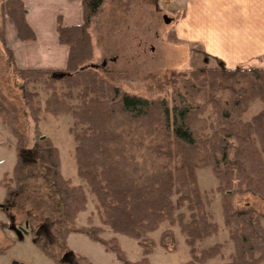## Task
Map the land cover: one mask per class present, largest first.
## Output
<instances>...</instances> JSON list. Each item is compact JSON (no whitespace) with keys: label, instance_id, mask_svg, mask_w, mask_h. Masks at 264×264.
Returning a JSON list of instances; mask_svg holds the SVG:
<instances>
[{"label":"trees","instance_id":"trees-1","mask_svg":"<svg viewBox=\"0 0 264 264\" xmlns=\"http://www.w3.org/2000/svg\"><path fill=\"white\" fill-rule=\"evenodd\" d=\"M101 5L102 0H82L81 24L57 26L58 43L68 50L61 71L19 70L0 31L5 64L21 89L36 137L26 152L11 108L0 100V122L14 140V164L2 184L6 194L19 195L29 181L38 182L43 190L35 206H45L41 216H53L54 232L66 250V237L81 234L122 264H148L146 258L126 261L115 238L99 235L109 230L131 238L146 255L153 244L146 241L147 234L165 222L177 228L189 249L184 264H204L221 248L218 243L200 246L218 229L211 198L197 180L198 170L209 169L221 194L222 224L232 244L225 264L263 263L264 212L238 208L236 201L256 194L258 188V157L264 155V69L197 67L168 96L145 98L126 92L89 65L91 31ZM0 13L13 22L20 40L32 39L19 1H4ZM38 87L45 95L42 101ZM256 101L259 110L244 120ZM41 114L70 117L71 158L82 185L62 176L57 148L39 133ZM86 192L92 206L86 219L95 216L101 227L75 226ZM172 239L165 230L158 245L172 251L167 246ZM37 247L56 264H91L71 251L70 259L63 260Z\"/></svg>","mask_w":264,"mask_h":264},{"label":"rangeland","instance_id":"rangeland-1","mask_svg":"<svg viewBox=\"0 0 264 264\" xmlns=\"http://www.w3.org/2000/svg\"><path fill=\"white\" fill-rule=\"evenodd\" d=\"M105 1V0H104ZM151 0H108V13L102 17V53L110 62L98 65L110 81L121 90L145 98L168 96L174 88H178L180 81L189 76L195 68H210L215 65L205 63L200 52L188 45L173 43L172 34L165 32L158 14L153 12ZM4 0H0V4ZM172 2L169 3V6ZM0 13V29L2 25ZM102 25V26H101ZM98 26L96 24L95 28ZM93 30V28H92ZM92 39L93 32L91 31ZM161 36L160 41L157 37ZM96 41L93 40L94 49ZM97 50V49H96ZM94 52L89 65H95L101 52ZM97 70V69H96ZM102 73V72H101ZM40 100L45 97L40 87L36 88ZM0 100L9 106L15 117L17 129L24 139V150L29 152L35 144L33 123L27 112L21 89L14 84L10 68L5 64L0 50ZM256 101L243 116L250 119L260 108ZM71 119L64 114H41L38 130L43 136L51 139L58 150L60 172L72 185H82L75 176V168L71 158L73 143L68 127ZM14 140L8 129L0 122V264H56L37 247L48 250L53 257L70 259V251L85 257L91 264H122L113 253L105 252L101 245L93 242L81 234H69L64 249L54 232L55 220L49 213L40 215L45 206L35 200L41 195L42 187L38 182L29 181L19 195L8 196L2 184L7 183L14 164ZM197 180L202 191L211 198L210 210L214 221L218 224L217 231L200 246L208 247L215 243L221 245L218 253L206 260L204 264H225L232 252V244L228 240V233L222 224L221 194L216 191L217 183L209 169L197 171ZM23 195V197H20ZM84 209L76 216L75 226L101 227L95 216L86 219L92 212L91 197L86 192ZM21 198V199H20ZM21 200V201H20ZM20 201V204H19ZM238 208H253L264 212V155L258 157V188L256 194L242 196L237 199ZM36 207V208H35ZM39 216V217H38ZM43 218L41 219L40 218ZM172 233L173 239L167 244L172 251H165L158 245V239L163 231ZM104 231V230H103ZM108 240L115 238L117 246L126 261L136 263L146 258L148 264H184L189 261V249L180 236L177 228L168 223H160L157 230L147 234L146 241H152L148 254L143 253V246L131 238L105 230L99 235ZM68 251V252H67ZM73 264V263H72ZM79 264V263H75ZM261 264H264L261 263Z\"/></svg>","mask_w":264,"mask_h":264},{"label":"crops","instance_id":"crops-1","mask_svg":"<svg viewBox=\"0 0 264 264\" xmlns=\"http://www.w3.org/2000/svg\"><path fill=\"white\" fill-rule=\"evenodd\" d=\"M17 1L22 5L23 20L33 37L20 40L13 22L7 16L1 17L0 31L14 65L19 70H63L68 50L58 43L56 29L58 25L81 24L82 0ZM107 1L102 0L93 25V39L91 35L92 44L96 41L93 56L96 49L101 52L92 67L105 76L98 65L112 60L108 61L100 47L103 23L100 20L108 13ZM148 3L158 14L164 31L172 34L173 43L196 48L205 63L225 69H264V0H151ZM160 38L159 35L157 39Z\"/></svg>","mask_w":264,"mask_h":264},{"label":"water","instance_id":"water-1","mask_svg":"<svg viewBox=\"0 0 264 264\" xmlns=\"http://www.w3.org/2000/svg\"><path fill=\"white\" fill-rule=\"evenodd\" d=\"M11 264H18L17 262H12Z\"/></svg>","mask_w":264,"mask_h":264}]
</instances>
